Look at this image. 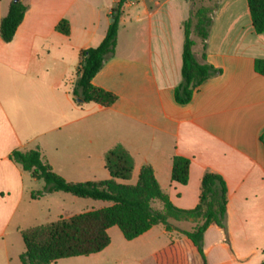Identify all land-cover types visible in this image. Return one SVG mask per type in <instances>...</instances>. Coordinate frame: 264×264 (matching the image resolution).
Here are the masks:
<instances>
[{"label":"crops","instance_id":"obj_1","mask_svg":"<svg viewBox=\"0 0 264 264\" xmlns=\"http://www.w3.org/2000/svg\"><path fill=\"white\" fill-rule=\"evenodd\" d=\"M13 1L0 0V27ZM119 1L22 0L28 10L13 41L0 36V244L5 249L0 264H22L24 252L11 257L9 245L20 242L22 231L45 225L38 224L45 214L57 212V221L112 206L61 192L33 199L45 184L11 161V153L38 149L67 182H101L111 178L105 154L117 145L135 161L131 179L117 183L136 185L142 168L151 166L180 210L198 206L206 173L220 175L228 189L226 229L212 225L205 233L206 262L264 264V76L255 69L256 61L264 60V34L254 31L248 1H127L115 55L92 82L117 101L111 107L79 106L73 89L81 52L101 45ZM201 7L213 8L205 63L220 74L197 88L190 103L179 105L175 90L183 81L185 23ZM63 21L69 35L57 31ZM191 39L195 58L203 63V43L194 33ZM175 157L190 160L187 185L172 181ZM79 200L89 207L83 210ZM157 203L153 207L161 211ZM191 226L175 223L181 231ZM109 235L110 246L86 260L108 261L113 236L119 241L123 236L117 227ZM130 244L141 254L120 260L205 264L188 238L162 225Z\"/></svg>","mask_w":264,"mask_h":264},{"label":"trees","instance_id":"obj_2","mask_svg":"<svg viewBox=\"0 0 264 264\" xmlns=\"http://www.w3.org/2000/svg\"><path fill=\"white\" fill-rule=\"evenodd\" d=\"M129 0H120L111 12V24L103 42L97 48L81 52L80 65L74 84L73 96L79 105L95 103L111 107L117 97L93 86V79L104 64L115 55L122 9ZM193 1V0H191ZM254 31L264 34V0H247ZM28 7L12 2L8 15L2 20L0 36L3 42L11 43L23 23ZM213 8L201 7L185 23L183 48V81L175 90L179 105L191 102L194 92L205 81L220 74V71L205 63L206 41L212 26ZM57 31L70 34L67 21L57 26ZM194 33L203 43V63L196 60ZM256 72L264 76V60H257ZM264 143V135L261 138ZM10 160L22 167L32 178L43 181L45 188L32 194L37 200L52 193H66L80 199H91L112 203L111 207L83 213L71 218H61L53 223L22 231L25 252L21 254L22 264H56L59 260L88 257L103 252L111 244L109 230L117 227L125 240L134 241L155 226L162 225L167 232H178L188 238L197 248L205 264L203 241L212 226L225 230L228 211V189L224 179L215 173H206L201 183L198 206L193 210H180L170 201L159 186L151 166H144L136 185H123L117 180L129 181L133 175L135 161L127 149L117 145L105 154V166L110 180L101 182L69 183L53 172L41 152L14 151ZM190 160L175 157L172 167V181L181 185L189 182ZM159 202L163 209L157 211L153 204ZM175 223H190L189 230H179Z\"/></svg>","mask_w":264,"mask_h":264},{"label":"rangeland","instance_id":"obj_3","mask_svg":"<svg viewBox=\"0 0 264 264\" xmlns=\"http://www.w3.org/2000/svg\"><path fill=\"white\" fill-rule=\"evenodd\" d=\"M43 191V190H42ZM41 192V191H39ZM69 197L73 198V196L68 195ZM41 199V198H40ZM79 201H83L82 203L83 206V210H86L87 208V204L88 202H86V200H79ZM89 203H94L92 202V200H89ZM99 201H96V203ZM159 204V203H157ZM89 207V206H88ZM66 212L70 213V208H65ZM80 212V211H78ZM66 213V214H68ZM57 216V212L52 213V215H44L43 218L38 221L40 223L38 224H46L49 222H53L56 220ZM113 250L111 251L110 257L108 259V261H103V263H96L93 260H86V257L81 258V259H77V258H72V259H63V260H59L56 264H135L134 262L131 261H124V260H120V258L122 259V257L126 254H133L135 256H138L141 254L140 250L136 249L134 246H132V244H130L129 241L125 240L124 237L122 236V241H119L116 237L113 236ZM19 243H14L12 245H9V251L11 254V257H14L15 254H17V252L23 251L25 252V245L23 243L22 238L19 239ZM4 247L3 245L0 244V262L3 261L5 259V255H4ZM90 257V256H88Z\"/></svg>","mask_w":264,"mask_h":264},{"label":"water","instance_id":"obj_4","mask_svg":"<svg viewBox=\"0 0 264 264\" xmlns=\"http://www.w3.org/2000/svg\"><path fill=\"white\" fill-rule=\"evenodd\" d=\"M19 0H14V2H18Z\"/></svg>","mask_w":264,"mask_h":264}]
</instances>
